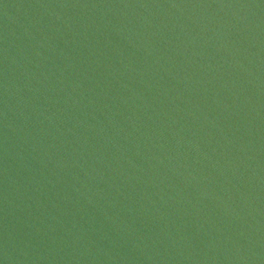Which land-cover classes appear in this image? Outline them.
I'll list each match as a JSON object with an SVG mask.
<instances>
[{"label":"water","instance_id":"water-1","mask_svg":"<svg viewBox=\"0 0 264 264\" xmlns=\"http://www.w3.org/2000/svg\"><path fill=\"white\" fill-rule=\"evenodd\" d=\"M0 264H264V0H0Z\"/></svg>","mask_w":264,"mask_h":264}]
</instances>
